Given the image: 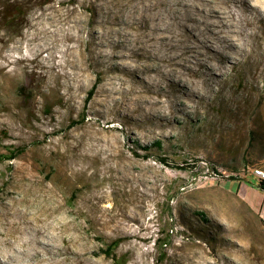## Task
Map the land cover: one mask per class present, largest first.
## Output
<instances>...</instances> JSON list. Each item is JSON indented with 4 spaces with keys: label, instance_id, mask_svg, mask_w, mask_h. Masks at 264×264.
I'll use <instances>...</instances> for the list:
<instances>
[{
    "label": "rangeland",
    "instance_id": "1",
    "mask_svg": "<svg viewBox=\"0 0 264 264\" xmlns=\"http://www.w3.org/2000/svg\"><path fill=\"white\" fill-rule=\"evenodd\" d=\"M263 158L264 0H0V264H264Z\"/></svg>",
    "mask_w": 264,
    "mask_h": 264
},
{
    "label": "trees",
    "instance_id": "2",
    "mask_svg": "<svg viewBox=\"0 0 264 264\" xmlns=\"http://www.w3.org/2000/svg\"><path fill=\"white\" fill-rule=\"evenodd\" d=\"M11 7H12V10H15L16 9V4L15 3L14 4H11ZM12 16H14V14H12L11 16H9L8 19H10ZM98 83H99V80H97L96 82H94V84H92L91 88L87 92V96L85 98V102H87V101L90 100V98L92 97V95L94 93V90H95V88H96V86H97ZM83 118H84V115H82V119ZM78 123H79L78 121H71L70 124H69V126H74V125H76ZM153 144H154L153 146L161 147L160 146V141H156ZM148 148H150V147L149 146H143L142 147V149H144V150H148ZM21 152H23V149L22 148H19V147H8L7 153H5L3 155V157L5 159L11 160V159L15 158L16 156H18ZM135 155L136 156H142V157H147L148 156V155H145V154L144 155H139V153H137V152H135ZM158 160L160 162L164 163V164H168L167 163V159L165 157H163V156L158 157ZM263 164H264V158L260 161V163H258L255 166H262ZM183 166L184 165L177 166V167L178 168H182ZM255 166H252V167H255ZM252 167H250V168H252ZM250 168H248V170ZM232 174H234V173H232ZM229 177H231V178H237V175L236 174L235 175H230ZM259 187L262 188V189H264V182L263 181H261L259 183ZM259 220L261 221V223H262V225L264 227V222L261 219H259ZM99 240L103 242L104 247H102L100 249V251L98 252V255L102 254L103 256L112 259L115 264H125L126 263V260H122L115 253V250H116L117 246L120 243V239L117 238V239H114V240H112L110 242H107V243L104 242L102 238H99ZM165 257H166L165 251H161L159 253L158 257L156 258L155 264H162L163 261H164V259H165Z\"/></svg>",
    "mask_w": 264,
    "mask_h": 264
},
{
    "label": "crops",
    "instance_id": "3",
    "mask_svg": "<svg viewBox=\"0 0 264 264\" xmlns=\"http://www.w3.org/2000/svg\"><path fill=\"white\" fill-rule=\"evenodd\" d=\"M248 176L249 174L246 172L244 175L233 179L236 180L237 185L234 192L247 202V204L258 213L260 219L264 222V189L259 187L261 181L256 176L251 174V176L254 177L255 183L249 182L247 180Z\"/></svg>",
    "mask_w": 264,
    "mask_h": 264
},
{
    "label": "built area",
    "instance_id": "4",
    "mask_svg": "<svg viewBox=\"0 0 264 264\" xmlns=\"http://www.w3.org/2000/svg\"><path fill=\"white\" fill-rule=\"evenodd\" d=\"M251 171V174L256 176L260 181H264V164L262 166H255L249 169ZM214 175L215 178H219L222 176V174L218 173V172H213L212 173ZM230 175H235L230 173L229 175H226L227 177H229Z\"/></svg>",
    "mask_w": 264,
    "mask_h": 264
}]
</instances>
